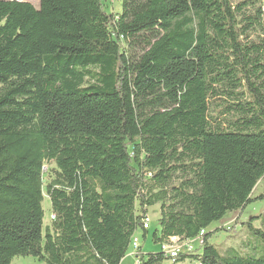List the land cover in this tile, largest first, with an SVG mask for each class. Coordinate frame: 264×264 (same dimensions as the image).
<instances>
[{
  "label": "trees",
  "instance_id": "16d2710c",
  "mask_svg": "<svg viewBox=\"0 0 264 264\" xmlns=\"http://www.w3.org/2000/svg\"><path fill=\"white\" fill-rule=\"evenodd\" d=\"M106 1L0 0V264H120L156 205L202 244L136 264H264L208 230L264 201V0Z\"/></svg>",
  "mask_w": 264,
  "mask_h": 264
},
{
  "label": "rangeland",
  "instance_id": "374dc122",
  "mask_svg": "<svg viewBox=\"0 0 264 264\" xmlns=\"http://www.w3.org/2000/svg\"><path fill=\"white\" fill-rule=\"evenodd\" d=\"M20 2H27L31 4L34 8H37L39 5V0H15ZM105 12L108 14H119L121 12V0H107L104 6ZM258 33L252 34L251 38H255ZM54 169L53 164H47L44 166V176L43 182L44 185L53 177L52 170ZM264 183L258 182L255 189L253 190L252 199L257 197L263 190ZM43 203L42 208L44 212L43 226L46 227L50 224L51 221V212H50V202L43 192ZM148 217L151 222L149 231L145 234L143 238L142 231L138 230L136 236L139 239L141 252L143 254L157 253L160 251L158 243H153L151 236L153 231L158 230V219L160 217L159 206H153L148 209ZM264 221V201H254L249 204L242 212L236 214L227 215L222 221L212 224L209 231L214 233L211 243L217 245L221 252H224L228 249H236L241 253L252 254L251 245H249L250 237L246 229L247 223L251 222L252 226L255 229H264V226L261 225V222ZM254 242H257L254 238H251ZM258 243V242H257ZM201 253V249L197 251ZM11 264H43L36 261L32 258H14ZM120 264H135V259L131 255V249L121 261ZM165 264H172L171 261L165 262ZM187 264V263H186Z\"/></svg>",
  "mask_w": 264,
  "mask_h": 264
},
{
  "label": "built area",
  "instance_id": "2783aa9c",
  "mask_svg": "<svg viewBox=\"0 0 264 264\" xmlns=\"http://www.w3.org/2000/svg\"><path fill=\"white\" fill-rule=\"evenodd\" d=\"M51 220L54 218L52 215L50 216ZM151 226L150 219L148 217V213L145 218L142 219V228L143 230H149ZM204 234L203 231L200 232V235L193 239L187 241H180L178 238L173 237L170 238L167 242L160 244V251L167 256V258L174 260L180 255L184 254H192L195 253V250L199 248L202 244L201 236ZM140 247L139 239L135 236L131 239V255L135 259V253L137 252L138 248ZM136 264V259H135Z\"/></svg>",
  "mask_w": 264,
  "mask_h": 264
}]
</instances>
